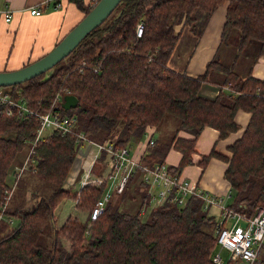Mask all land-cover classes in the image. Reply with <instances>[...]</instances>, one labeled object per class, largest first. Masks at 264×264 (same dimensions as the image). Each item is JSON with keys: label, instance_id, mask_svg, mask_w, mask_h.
<instances>
[{"label": "trees", "instance_id": "16d2710c", "mask_svg": "<svg viewBox=\"0 0 264 264\" xmlns=\"http://www.w3.org/2000/svg\"><path fill=\"white\" fill-rule=\"evenodd\" d=\"M71 1L84 14L92 8L85 0ZM224 3L222 40L238 29L239 50L258 41L259 54L264 55V0H121L52 68L5 87L14 99L39 112L51 109L60 93L53 109L76 115L79 129L95 140L109 139L121 147L142 137L148 125L159 127L166 115H173L177 129L171 138H157L143 159L148 164L165 161L173 146L182 153L179 163L170 165L174 173L192 163L196 141L206 126L216 128L223 138L238 129L235 116L239 109L251 112L243 134L229 147L232 156L227 157L225 170L233 190L231 204L251 213L264 205V79L252 70L244 76L228 70L220 84L237 93L221 88L209 98L200 89L214 65L222 66L220 59L210 60L197 77L168 66L180 35L179 23H193L195 7L212 13ZM139 20L144 21L141 36L136 34ZM84 61L87 66L81 70ZM67 95L76 97L75 105L62 104ZM38 127L34 115H20L16 109L8 114L0 102V204L17 165L13 161L30 145ZM180 130L194 136H179ZM79 145L74 135L59 130L39 142L35 174L53 187L49 193L37 194L33 203L10 210L18 224L12 226L9 221L11 227L0 228V264H217L213 260L217 223L198 196L189 197L184 206L167 201L144 219L139 210L120 208L117 201L127 192V185L91 221L89 214L106 184L78 190L64 186ZM214 155L226 158L211 150L200 162L205 166ZM142 197L147 202L143 190ZM64 198L74 199L77 208L88 212L84 222L70 215L58 225L54 211ZM256 264H264V254Z\"/></svg>", "mask_w": 264, "mask_h": 264}, {"label": "built area", "instance_id": "2783aa9c", "mask_svg": "<svg viewBox=\"0 0 264 264\" xmlns=\"http://www.w3.org/2000/svg\"><path fill=\"white\" fill-rule=\"evenodd\" d=\"M51 0H43L39 4L25 7L33 15L42 13L43 4ZM55 6H59L61 0H53ZM87 5L93 7L99 0H85ZM0 15L9 21L13 15V9L6 5L0 8ZM144 31V21L139 20L136 25V34L141 36ZM87 66L84 61L80 69ZM97 71V67H94ZM232 91L229 85L223 88ZM61 99V94L57 93L53 99L51 109L43 112L30 108L22 100L14 99L9 88L0 85V102L6 106V112L12 114L16 109L20 115H34L39 122V127L34 139L30 142V151L23 163H16L14 172L10 173L16 178L21 177L26 170L35 169L37 164V153L35 147L39 141L51 135L55 130L61 131L62 134L68 133L76 136L80 145L77 148V155L69 171L75 169V174L66 179V186L71 187L79 184L80 188L85 185L100 186L106 184L103 196L97 200L92 211L89 214L91 221L104 211L109 198L114 193L121 194L125 191L131 181V176L138 174L133 181L136 186H143L148 196L147 202L143 201L139 208V213L144 215L156 207L163 205L167 201L175 202L184 206L191 196H198L203 201L204 208L207 209V215L213 217L217 226L214 232L217 234L218 247L227 250L228 258L226 259L222 251L217 250L213 255V260L217 264H226L231 261L233 264H256L260 258V250L264 245V205H258L256 210L248 213L231 203H226L218 196L211 194L204 189L199 183L187 178L182 173H174L170 170V164L166 161H155L150 164L144 161V156L149 152L150 146L155 144L154 126L148 125L144 136L136 139L137 142L133 147L130 142L125 146H117L112 140L98 141L92 139L85 131L79 129L78 118L72 114H62L59 110L53 109ZM65 100L62 104H64ZM95 148V151H93ZM104 155V156H103ZM98 160L104 163V169L100 173L93 174L94 164ZM140 183V184H139ZM13 183H10L11 187ZM79 188V189H80ZM0 204V225L3 220L8 219L13 222L10 215H7L5 209L8 201ZM216 206L220 209L219 214H212L209 209ZM246 207V206H245Z\"/></svg>", "mask_w": 264, "mask_h": 264}, {"label": "crops", "instance_id": "0c3cea01", "mask_svg": "<svg viewBox=\"0 0 264 264\" xmlns=\"http://www.w3.org/2000/svg\"><path fill=\"white\" fill-rule=\"evenodd\" d=\"M42 1L0 0V8L8 5L13 9L12 18L9 21L0 15V70L17 69L38 59L52 49L84 16V11L71 0H61L62 3L59 6H55L54 1L51 0L43 4L42 13L39 15H33L25 9V7L39 4ZM226 9L227 3L218 6L212 13L195 7L191 12L194 22L183 23L184 25L179 29L180 35L177 44L168 60V66L172 69L197 77L206 71L210 60L216 57L220 59L223 66H217L211 70L208 80L202 84L200 89L201 94L209 98L218 94V85L224 80L228 70H235L241 76L252 70L254 75L264 79V55L259 54L260 43L258 41H250L241 50L238 48L242 56L239 58V55L236 54L230 60L228 58V61L232 62L231 64H226L223 60L228 57L226 50L221 53V56H218L224 42L222 32L226 20ZM203 19H206L205 24L202 25L201 22L199 24V20ZM251 53L255 59L250 63L248 60L251 58ZM244 56L246 61L242 60ZM250 117L251 112L239 109L235 116L239 124L238 129L223 138L219 137L217 129L206 126L196 141L192 163L186 165L182 170L184 176L199 183L208 192L218 196L226 203H232L233 200L231 183L225 177V170L228 166L227 157L232 156L229 147L241 137ZM153 130L155 137L159 138L160 136L156 135L158 129L155 127ZM178 135L188 138L194 136L184 130H180ZM211 150L223 154L226 158L214 155L203 166L200 161L203 155L209 154ZM181 157L182 153L172 146L167 152L165 161L174 166L179 163ZM70 174L68 179L72 177V174H75L74 168ZM66 179L64 186H66ZM73 186L80 188L78 183ZM140 203L139 201H123L124 207L134 208L132 212L139 209ZM209 212L216 215L220 213V209L212 206Z\"/></svg>", "mask_w": 264, "mask_h": 264}, {"label": "rangeland", "instance_id": "374dc122", "mask_svg": "<svg viewBox=\"0 0 264 264\" xmlns=\"http://www.w3.org/2000/svg\"><path fill=\"white\" fill-rule=\"evenodd\" d=\"M220 6V5H219ZM178 19H176L177 21ZM186 22H188L187 20H185ZM204 25L206 22V19L203 20H199V24ZM189 23V22H188ZM183 22L179 23V26H177V29L182 28L183 26ZM238 35H239V31L237 29H234L231 34L229 35V37L223 42L222 47L220 49V52L218 53V56H221V53H223V51L226 50V53L228 54V57H225L223 60L225 61L226 64H231V61H228L236 54L239 55V58H241L242 54L239 52L238 50ZM251 53V58H249L248 62H253L255 58L252 57ZM242 60L246 61L245 56L242 58ZM214 68H217V64L214 65ZM223 66V65H222ZM221 66V67H222ZM213 68V69H214ZM246 68V67H245ZM208 80V79H207ZM219 90L225 87V85L219 84ZM232 87H230L231 89ZM234 92V90H232ZM237 93V92H236ZM261 94V93H260ZM177 118L174 117L173 115H166V117L162 120V123L159 127H156L157 132L156 135L160 136L164 139H169L171 138V136L173 135L174 131L177 129ZM153 129H155V127H153ZM216 129V128H215ZM219 132V131H218ZM87 134V133H86ZM88 135V134H87ZM89 136V135H88ZM144 135H142L143 137ZM76 137V136H75ZM91 137V136H90ZM92 139H94L93 137H91ZM141 138V137H140ZM131 141V140H130ZM132 142V146L136 144L137 140L136 138L133 139ZM30 146L28 145L27 147H25L22 151H20L17 155V157L14 159L13 164L12 165H16L14 163H18L20 164L21 162L23 163V160L28 156L29 151H30ZM38 146V145H37ZM37 146L35 147V150L37 151ZM135 147V146H133ZM93 151H95V148H93ZM77 155V153H76ZM228 161V160H227ZM21 163V164H22ZM93 170L92 173L96 174V173H100L102 171V169H104V163L101 160H98L96 164H94L93 166ZM36 169H28L25 171V173L21 176L16 178V176L14 177V173L12 176H10L11 178H9L10 183H13L12 186H7L6 190L3 193V197L5 201V197H7V201H8V206L5 209V211L7 212V215L15 216L13 215L10 210H13L15 208H17V206H23L21 204H25L28 205V203H32L34 202V199H37V194H43V193H49V191L51 190V188L53 187L51 183L43 180L42 178H40L38 175H36ZM182 173V171L180 172ZM71 175V174H70ZM137 176H139L137 173L134 174V176H131V181L129 182V188L127 190V192H125V194L123 193L122 195L119 196L118 199V203L121 209H126V210H131L133 211L134 208L130 207V208H126L123 205V201H133V202H143L144 199L142 197V190L145 191L146 187L143 186H136L134 187L135 183H133V181L136 180ZM140 184V183H139ZM92 186V185H90ZM77 186H71V188H73L74 190H78L79 188H76ZM140 189V190H139ZM35 191H38L39 193H35ZM118 193H114L113 195V191H112V198L111 200H114V197L117 195ZM139 210V209H138ZM253 210H256L253 209ZM55 216H56V220L58 225H61L64 223V220L67 216H69L70 214H72L73 216L78 217L81 221H85L87 219V215L88 212L86 210H81L79 208L76 207L75 205V200L71 199V198H64L62 199V201L57 205V207L55 208ZM149 212L145 213L143 216L144 219L149 217ZM16 217V216H15ZM9 220L5 219L2 221L0 228H7L8 226L11 227L12 226H16L18 224V218H15L14 221L11 223V225L8 223ZM67 243V242H66ZM221 249V247L217 246V250ZM223 256L227 259L228 258V253L227 250L224 249L222 251ZM264 254V245L262 247V249L260 250V255Z\"/></svg>", "mask_w": 264, "mask_h": 264}, {"label": "water", "instance_id": "95a60500", "mask_svg": "<svg viewBox=\"0 0 264 264\" xmlns=\"http://www.w3.org/2000/svg\"><path fill=\"white\" fill-rule=\"evenodd\" d=\"M121 0H99L47 53L12 70H0V85L9 86L39 75L66 57L80 41L96 26L100 25L116 8ZM77 102L76 97L67 95L64 106Z\"/></svg>", "mask_w": 264, "mask_h": 264}, {"label": "bare ground", "instance_id": "6f19581e", "mask_svg": "<svg viewBox=\"0 0 264 264\" xmlns=\"http://www.w3.org/2000/svg\"><path fill=\"white\" fill-rule=\"evenodd\" d=\"M45 138H46V137H45ZM45 138L41 139L40 141L44 140ZM40 141H39V142H40ZM69 177H70V176H69ZM111 198H112V196L109 198V200H110ZM109 200H108V201H109ZM220 250H223V248L220 249Z\"/></svg>", "mask_w": 264, "mask_h": 264}]
</instances>
